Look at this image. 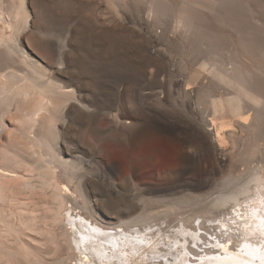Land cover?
<instances>
[{
	"label": "bare ground",
	"instance_id": "obj_1",
	"mask_svg": "<svg viewBox=\"0 0 264 264\" xmlns=\"http://www.w3.org/2000/svg\"><path fill=\"white\" fill-rule=\"evenodd\" d=\"M30 15L31 22L28 21ZM91 26L96 30L91 32ZM90 34L93 36L90 47L96 51L112 44L106 61L113 62L111 54L115 49H126L128 54L135 55L129 58L136 70H129L132 77L129 96L134 101L133 110L121 108L122 92L117 90L112 98V109L117 111L112 115L115 128L124 134L138 128L135 131L138 138L148 136L160 145L203 146L215 155L216 146L236 134V126L253 128L256 139L264 129V0H0V134L6 128L2 114H10L23 127L24 123L27 128L22 130L21 126L19 131L27 143L38 147L49 145L51 156L44 161L53 167L56 165L60 179L72 182L73 188H78L84 197L81 206L87 215L69 212L72 205L79 203L69 197L66 187L59 186V192L55 190L53 194V201L58 206L50 218L56 223L63 222L62 235L65 240L68 238L67 243L76 257L73 264H161L159 258L167 259L175 250L181 253L177 255L178 262L185 264L188 254L176 232L165 236L163 232L159 233L160 229L133 235L127 234L123 228L104 230L95 225L84 196V174L80 173L79 160L67 159L53 150L52 143L41 130L44 120H48V127L54 129L52 133L56 137L55 124L65 110L73 114L87 110L93 116L103 113V106L96 100L106 93L91 86L81 87V80L85 82V79H82L84 73L80 70L79 56L84 48L87 49V42L82 39ZM175 46L180 48L178 50L184 58L179 63L184 68L183 74L188 65L191 68L192 64H197L199 71L196 74L187 76L190 72L187 71L182 76L179 73L181 78L173 73L177 63L169 53ZM102 63L103 60L99 59L96 67H101ZM147 67L153 72L148 74ZM104 75L100 72L90 81H95V87L99 88L104 83L101 82ZM170 98L179 100V112L186 113L188 118L177 112L171 113V117L160 116L159 108L155 106ZM110 112L109 109L106 114ZM145 115L150 118L147 122L143 119ZM173 135L175 138L172 139ZM202 152L193 156L196 162L200 163ZM23 153L16 151L15 159L26 161ZM221 160L216 158L217 162ZM113 167L118 169L119 165ZM1 171L0 174L8 180L0 184V199L29 196L37 189V184L19 171L12 170L17 174H11L10 169L4 167ZM263 173V167L248 171L246 184L238 192L221 198L224 205L231 203L230 207H233L221 220V225H212L217 229L216 235H222V252L212 254L209 250L214 249L209 245L199 249L203 246L199 244L202 234L192 233V242L203 252L202 257L210 255L203 261L208 260L211 264H264ZM107 178L104 175L101 183L110 190L112 181ZM43 184H47L46 179ZM67 200L73 203L63 208ZM37 202L41 204L38 199L34 203ZM48 216L43 215L42 220ZM29 219H26L27 225L35 227L36 219ZM124 221L126 225L130 220ZM218 227L221 233H218ZM166 238L169 251L162 248L166 245ZM56 262L61 264L59 259Z\"/></svg>",
	"mask_w": 264,
	"mask_h": 264
},
{
	"label": "rangeland",
	"instance_id": "obj_2",
	"mask_svg": "<svg viewBox=\"0 0 264 264\" xmlns=\"http://www.w3.org/2000/svg\"><path fill=\"white\" fill-rule=\"evenodd\" d=\"M103 13L101 12V14ZM29 19L28 21L31 22V15ZM94 30L96 29L91 26L90 31ZM92 39L93 36L91 34L82 39L87 42L85 46L87 49L84 48L79 56L80 70L84 73L82 79H85V82L81 80V87L91 86L98 92L106 93L100 95V100H96V102L99 101L98 103L103 106V113L93 116L87 110L74 114L70 113L69 110H65L61 120H57L55 124V130H58L57 136L53 137L52 132L54 129L50 130L48 120H44V123L42 122L43 127H41L43 129L41 128V130L43 134L52 143L51 147L53 150L59 151L67 159L79 160L80 164H78L82 168L80 173L84 174L82 176L85 186L83 190L84 196L88 201V205L92 208L91 210L89 208L88 212H91L89 214H92L94 220L92 218L91 220L95 225H98V227L102 226L101 228L104 230L111 229L110 227H117L118 230L123 228L126 229L125 232L127 234L133 235H143L144 233H149L150 231L156 232L160 229L159 233L163 232L165 236L176 232L178 238L182 239L185 251L188 254L185 264H211L208 260L203 261L205 258H209L210 255L202 257L201 253L203 254V252L199 249L209 245L214 249L213 251L209 250L212 254H217L219 250L222 252L223 248L220 246L223 243L222 235H216L217 229L213 228L212 225H221V220L227 217L228 212L233 207H230L231 203L224 205V201L220 200L224 195L238 192L240 187L246 184V174L248 171L256 169V167H263L264 169L263 127L261 128V136L256 139V132L253 131V128L248 126L246 129H242L236 126V134L231 138L228 137L226 143L216 146L215 155L209 150L202 148L203 146L160 145L156 140L154 141L148 136L138 138L135 136V131L138 128L124 134L121 130L115 128L113 124L112 115L113 113L116 114L115 112L117 111H114L116 109H112L114 108L112 98L115 97L117 90L121 91L123 101L121 102V108L123 110L127 109L126 111L133 110L131 106H133L134 101L129 96L132 88V77L129 75L131 73L129 70H132V72L136 70L129 61V58L135 55L132 53L128 54L126 49H121L120 51L115 49V53L111 54L113 62L106 61L105 58L109 55L108 53L112 44H107L100 51H96L93 46L90 47ZM175 47L169 53L175 63H177V67L175 65L173 73L181 78L185 73H188L187 71H190L187 76L196 74L199 71L197 64H192L193 67L191 68L188 65L183 74L184 68L179 63L184 58L181 56V51L178 50L180 48ZM118 51L122 52L119 53ZM102 54L104 55L102 56ZM99 59L103 60V63L101 67L97 68ZM181 68L182 71H180ZM146 69L148 74L153 72L151 67H147ZM86 72L89 76L85 75ZM100 72L105 75L101 78V82L104 83L98 88L97 85L95 87V81L90 80L97 77ZM81 93L84 94L85 92L82 91ZM172 99L174 98H170L167 101H163L164 103L162 102L155 106L159 108L157 110L160 116L169 117L170 115L171 117V113L174 115L177 112L180 116L186 118V113L179 112V100L174 99L176 100L174 101ZM164 107L169 111L168 114H165L167 110L165 111ZM109 109L111 114H106ZM2 119L6 128L0 134V173L4 167L10 169L11 174L19 171V174L28 176L34 184H37L38 187L36 186L37 189L34 192L38 196L33 192L31 193L32 195L30 194L31 196L24 195L20 198L17 196L13 197L14 199L10 197L12 199L8 198V200L0 199V263L57 264L56 261L59 259L61 264H73L76 257L67 243L68 238L65 240V237L62 235L63 222L61 224L56 223L50 218L54 215V212H57L55 208L58 206L57 202L53 201V194L59 192V186L66 187L69 189V197L74 201L77 200L79 204L74 206L72 205L73 201L67 200L63 208L72 205V210L69 212H83V214H86L87 211L81 206L84 197L80 195L78 188V190L73 188L72 182L65 181L63 178L60 179L59 168H55L56 165L53 167L48 161H44V159L48 160L51 156V150L47 147L49 145L43 146L44 148L30 145L19 131V127L22 126L20 121L11 118V115L8 113L2 114ZM143 119L147 122L150 118L148 115H145ZM23 125L22 130L27 128L24 123ZM12 127H15V129ZM53 138L54 140H51ZM171 138H175V135ZM16 151L24 152L23 155L26 156L27 160L19 162L18 159H15ZM201 152V158L204 160L201 159L202 161L200 160L199 163L196 162L193 156ZM40 156L43 160H39ZM31 158L33 159L31 160ZM216 158H222L221 162H217ZM115 164L119 165L118 169L113 167ZM12 170L16 172L13 171L15 172L13 173ZM104 175L112 181L110 190H106V186L101 183ZM45 179L47 184H43V180ZM262 179H264V173ZM7 180L5 175L0 174V184ZM37 199L41 204L38 202L35 204ZM21 201H25V203L23 202L22 204ZM26 205L27 207H25ZM23 210L25 211L23 212ZM26 210L28 211L26 212ZM61 211L64 213L62 209ZM43 215L48 216L45 221L42 220ZM29 218L39 219L34 221L35 223L38 222L35 225L36 228H30L27 225ZM124 220L130 221L125 225ZM64 224H66V221ZM123 224L125 226H121ZM196 231L202 234L199 244L203 246L199 247V249L194 246V242H192V238L190 237ZM218 233H221L220 227H218ZM184 237L187 238V241L184 240ZM233 240L235 241L234 238H231V241ZM166 241L167 238L164 240L165 244ZM171 245L174 250V243L172 242ZM162 248L169 251L167 244L162 246ZM17 249L18 251H16ZM180 250L181 252L183 251L182 249ZM28 251H30L29 255ZM4 252L7 253L5 254ZM180 254L175 250L174 255H170L167 259L160 257V263L182 264L178 262L177 255ZM8 257L10 258L8 259ZM34 260H38L39 262ZM148 261L152 260L148 259Z\"/></svg>",
	"mask_w": 264,
	"mask_h": 264
}]
</instances>
